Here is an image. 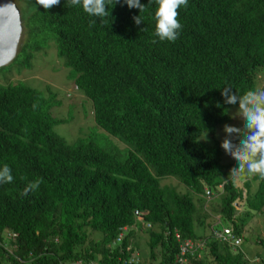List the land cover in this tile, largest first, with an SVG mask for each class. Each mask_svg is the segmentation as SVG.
I'll return each instance as SVG.
<instances>
[{
	"label": "trees",
	"instance_id": "trees-1",
	"mask_svg": "<svg viewBox=\"0 0 264 264\" xmlns=\"http://www.w3.org/2000/svg\"><path fill=\"white\" fill-rule=\"evenodd\" d=\"M16 1L24 5L18 6L25 15L22 35L11 62L0 67V167L7 164L14 177L0 183V238L4 232L13 234L0 240V264H71L96 258L97 264H122L118 256L139 248L133 231L119 247L107 246L119 226L133 224L134 211L151 227L143 231L147 262L139 258L131 264H178L173 261L178 251L173 229L182 238L195 239L194 225L204 231L210 227L205 221L209 216L192 196L160 185L159 178H176L198 199L204 186L219 192L221 148L214 135L228 119L229 107L219 91L239 72V57L246 58L242 68L251 76L256 66L264 65V16L259 18L264 0H209L222 14H208L205 25L192 8L182 6L179 22L192 28L179 30L174 42L154 35L156 19L150 9L137 25L135 8L124 0L114 7L106 0L111 14L103 18L90 16L70 0L47 10L36 0ZM181 14L194 22L187 23ZM49 42L70 69L73 91L93 110V133L82 131L71 143L53 130L69 117L57 118L51 108L75 106L63 104L50 85L39 90L23 77ZM211 47L229 48L231 64L221 63L229 67L214 64ZM13 68L20 77L10 81L6 73ZM79 111L85 119L88 110ZM202 132L211 136L210 145L196 140ZM37 179L42 181L39 188L21 195ZM253 180L252 189L250 180L243 189L225 183L211 210L238 234L254 217L260 216L264 226V178ZM235 203L245 210L238 213ZM93 232L100 233L99 239L88 237ZM259 237L257 243L264 246ZM205 250L203 258L190 263L264 264L263 256L255 255V262L243 249L232 250L213 239Z\"/></svg>",
	"mask_w": 264,
	"mask_h": 264
},
{
	"label": "clouds",
	"instance_id": "clouds-1",
	"mask_svg": "<svg viewBox=\"0 0 264 264\" xmlns=\"http://www.w3.org/2000/svg\"><path fill=\"white\" fill-rule=\"evenodd\" d=\"M16 5V0H10ZM37 4L42 6L44 9H51L53 6H57L60 4V0H36ZM71 5H82L83 10L88 13L90 16H94L97 18H103L106 16H110L111 11L108 10V3L106 0H70ZM112 7L116 3H119L120 0H110ZM124 3L127 4L129 8H135V11L138 16L133 17L135 23L137 25L141 24V17L145 9H150L152 11L153 17L156 19V28H155V36L161 41L167 40L169 42H174L179 35V30L184 32H188L192 26L186 27L182 26L179 22V12L178 9L183 7L192 8L200 17L202 23L205 25L208 14H210V18L218 13L222 14V11L216 7L209 0H124ZM111 7V9H112ZM18 9V17L20 23V32L18 34V38L16 41L15 51L13 56L4 64H1L0 67L6 66L13 59L19 38L22 35V26H21V15L19 8ZM184 21L187 23L194 22V19H188L183 14H181ZM264 16V10L260 11L259 18ZM155 42V41H154ZM124 43H122L123 45ZM121 45V46H122ZM120 46V47H121ZM56 53V52H55ZM211 54L214 57V64H219L223 67H229L227 65L221 63H230L231 52L229 48H215L211 47ZM246 58H238V68L239 72L235 70L234 78H230L228 83L219 91L221 96L224 98V104L230 106H238L237 115L235 117L242 118L244 124L242 127H237L230 124H225L223 126L224 138L220 143L221 148V156L219 160V164L222 166V173L218 176L216 188L219 189V192L216 190L210 189L208 186L203 187V195H200L202 199L205 201L216 198L219 193L223 191V186L225 183L230 182L234 187L243 189L244 181L250 180L251 189L256 186L257 181L253 180L254 176H259L264 178V65H258L253 69V75L244 72L242 68V61ZM63 64V59H62ZM66 67V66H65ZM68 68V67H66ZM31 69V68H29ZM28 69V70H29ZM70 69L68 68V71ZM68 73V72H67ZM16 74L15 69L13 68L10 73H6V78L10 81L11 78ZM0 82H2L0 80ZM4 83V82H3ZM72 88L75 89L73 83H71ZM171 87V85H170ZM169 87L171 91L172 88ZM75 91L72 90V96ZM70 93H68L69 95ZM80 94V93H79ZM81 95V94H80ZM82 97V95H81ZM74 108L78 106H83L90 112V117L92 116V108L89 107L88 103L84 100L73 101ZM228 107V108H229ZM227 108V111H228ZM66 113V111H65ZM228 115V114H227ZM228 120V119H227ZM226 120V121H227ZM226 121L221 122L218 126L220 127ZM94 124L92 121L89 123V130L93 127ZM216 128V129H217ZM87 132V131H86ZM196 140L201 143L211 144L212 138L207 135L205 132L199 134L196 137ZM218 141V140H217ZM222 149L226 153V159H222ZM240 177V178H239ZM171 178V179H168ZM238 179V183L233 182V180ZM14 177L11 174V168L4 164L0 167V183H11L13 182ZM170 180H174L175 183H166L170 182ZM162 181H165L162 183ZM42 181L37 179L36 181L30 182L27 187L23 190L21 195H28L29 192L35 191L39 188V185ZM160 185H167L174 189L175 193L185 194L188 192H192L189 186L183 185L176 178L171 176H163L159 178ZM180 187H178V185ZM195 194V193H193ZM190 195V194H189ZM191 196V195H190ZM193 199V197H192ZM197 206V205H196ZM242 203L234 204L238 213H241L240 207ZM199 207V206H197ZM208 216L212 213L213 219L219 223L221 219V215L219 213L208 211L207 205L201 204L200 206ZM212 210V209H211ZM260 218L261 217H257ZM207 218H205L206 221ZM209 232L204 234L203 232L197 233L195 239L193 238H182L180 233L173 229V235L178 244L177 255L174 256L173 261L178 264H191L190 261L194 258L200 259L204 257V253L206 252L205 246L208 239H213L218 242L224 243L228 245L232 250L239 249L243 240V230L246 226L244 223L243 229L241 233H235L233 230L232 224L228 223L225 225H221L219 229H215L212 227V224H209ZM150 224L147 221H144L142 218V214L140 212L134 211V222L130 225H123L118 227V232L113 240L108 244L107 248H115L119 247L122 239L128 234L131 230L133 231V235L139 239V235H144V233H136V231H144L147 228H150ZM197 229H202L197 227ZM205 229V228H204ZM224 229H228L230 236H227L224 233ZM203 230V229H202ZM4 236L0 238L4 241L10 240L9 232H4ZM92 234L91 238L96 239V237ZM177 234V236H176ZM134 236L131 240H133ZM238 238V242H235V239ZM99 239V238H97ZM56 241L57 239L54 238ZM188 240L189 247L183 246V242ZM9 246L5 247L6 249ZM128 247L131 246L128 244ZM183 249V250H182ZM203 253V255H202ZM190 257V258H189ZM140 258L139 251L133 250L131 254L125 256L123 258L117 257V259L122 262V264H131L133 260H138ZM141 259V258H140ZM147 262V259H142ZM253 260L256 262L258 260L257 257H254ZM19 263L23 264H31L30 260L27 262H23L22 260H18ZM99 261L98 258L95 260L88 259L87 261L83 259H76L71 261V264L75 262H80L81 264H97ZM252 260L249 262L251 263ZM253 262V261H252ZM68 264L69 262H65ZM4 264H10L6 262Z\"/></svg>",
	"mask_w": 264,
	"mask_h": 264
},
{
	"label": "rangeland",
	"instance_id": "rangeland-1",
	"mask_svg": "<svg viewBox=\"0 0 264 264\" xmlns=\"http://www.w3.org/2000/svg\"><path fill=\"white\" fill-rule=\"evenodd\" d=\"M18 2V1H16ZM17 7L23 8L24 5L21 2H18ZM20 11V10H19ZM21 17H25L20 11ZM30 68L23 77H26V82L28 85L37 88L39 90H45L46 86L50 85L51 88L56 92V95L58 98L61 99L63 104L72 103L73 101H77L81 98V95L77 92L74 93L72 96V85L71 81L67 79V72L68 68H66L62 64L61 58L56 56L55 53V47L52 42H49L47 44V47L39 51L33 59L30 61ZM20 76L14 75L11 80H15ZM68 93H70L68 95ZM87 100V99H86ZM88 101V100H87ZM89 102V101H88ZM73 104V103H72ZM80 108H84L83 106H78L76 108L71 109L70 107L67 109L65 113V108L61 106H54L51 108V114L57 118H62L61 116H65L67 114V117L69 119L65 122H59L54 125L53 130L60 135L64 140L68 143H71L75 141L78 137H81L82 131H88L89 130V124H87V119L89 118V113L87 111V116L85 119L82 118L81 112L79 111ZM54 109V111H52ZM86 109V108H85ZM87 110V109H86ZM238 106H230L228 108L227 114H228V120L223 123L220 127H218L215 131V139L218 140L220 143L222 139L224 138V132H223V126L225 124L234 125L237 127H242L244 124V121L242 118L235 117L234 115H237ZM91 121L93 123V119L91 116ZM83 127L80 129V127ZM89 133H93L91 130ZM88 133V134H89ZM87 134V135H88ZM222 159H226V153L222 149ZM240 178V177H239ZM171 179V178H168ZM165 181H162L164 183ZM233 182L238 183V179L233 180ZM174 184V180H170V182ZM178 185V184H177ZM178 187H180L178 185ZM193 197V201L196 205L200 206L201 204L207 205V210L211 211V209H214L216 206V198H213L211 200L205 201L202 199H198V195L193 194V192H188ZM244 206L240 207V211H244ZM206 222L209 224H212V227L215 229H219L221 225L227 224V221L221 217L219 223H217L216 220L213 219L212 213L210 216L206 219ZM264 226L263 222L260 218L254 217L251 220H248L246 222V226L243 230V240L241 243L240 248L243 249L246 252V255L248 257H254L257 256H263L264 257V246L257 243V235L260 236L259 238L264 239ZM194 231L203 232L202 229H197L196 225H194ZM209 232L208 225L205 226L204 234H207ZM136 233L140 234L143 233V231H136ZM93 235L96 238H99L101 235L99 232H93ZM91 237L92 234H89ZM147 237L146 235H139V256L141 259H147L149 248L147 245ZM245 240V241H244ZM203 255V253H202Z\"/></svg>",
	"mask_w": 264,
	"mask_h": 264
},
{
	"label": "water",
	"instance_id": "water-1",
	"mask_svg": "<svg viewBox=\"0 0 264 264\" xmlns=\"http://www.w3.org/2000/svg\"><path fill=\"white\" fill-rule=\"evenodd\" d=\"M19 32L17 7L10 0H0V65L13 56Z\"/></svg>",
	"mask_w": 264,
	"mask_h": 264
},
{
	"label": "built area",
	"instance_id": "built-area-1",
	"mask_svg": "<svg viewBox=\"0 0 264 264\" xmlns=\"http://www.w3.org/2000/svg\"><path fill=\"white\" fill-rule=\"evenodd\" d=\"M224 231V233L227 235V236H230V233H229V230L228 229H224L223 230ZM176 236H177V234H176ZM235 242L237 243L238 242V238H236L235 239ZM189 241L188 240H186V241H184L183 242V246H185V247H189ZM183 250V249H182ZM60 264V263H59ZM74 264H81L80 262H75Z\"/></svg>",
	"mask_w": 264,
	"mask_h": 264
}]
</instances>
